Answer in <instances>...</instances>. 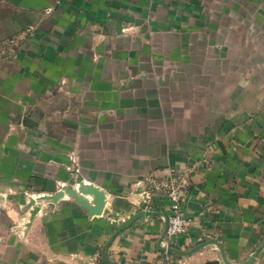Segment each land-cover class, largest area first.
I'll use <instances>...</instances> for the list:
<instances>
[{"label": "crops", "instance_id": "0c3cea01", "mask_svg": "<svg viewBox=\"0 0 264 264\" xmlns=\"http://www.w3.org/2000/svg\"><path fill=\"white\" fill-rule=\"evenodd\" d=\"M168 169L190 173L189 232L165 236L155 198L107 262ZM83 186L106 215L67 194L27 208ZM220 248L264 264V0H0V264H224Z\"/></svg>", "mask_w": 264, "mask_h": 264}, {"label": "built area", "instance_id": "2783aa9c", "mask_svg": "<svg viewBox=\"0 0 264 264\" xmlns=\"http://www.w3.org/2000/svg\"><path fill=\"white\" fill-rule=\"evenodd\" d=\"M34 31V27H29L9 39L6 45L20 46L23 41L33 35ZM190 188V173L182 170L168 169L163 177L152 174L142 181V195L146 206L150 205L155 198H161L167 202L169 209L167 237L169 238L175 235H186L189 232L191 221L184 215L183 207Z\"/></svg>", "mask_w": 264, "mask_h": 264}, {"label": "water", "instance_id": "95a60500", "mask_svg": "<svg viewBox=\"0 0 264 264\" xmlns=\"http://www.w3.org/2000/svg\"><path fill=\"white\" fill-rule=\"evenodd\" d=\"M66 194L73 196L92 216H104L107 214L104 210L105 205H106L105 193L103 191H101L100 189H98L96 187H92V186H83V188H79L78 190H75L73 188L64 187L56 195L40 196L38 198H32L30 200L27 208H30V207L34 206L35 204L41 205V203L45 202V201L50 202L52 204H55V203L59 202L61 199H63ZM80 194L92 195L94 197L93 204H91L88 200H86ZM141 208H142V210L140 212H138L136 215H134L130 219L124 221L121 225H119V224L115 225L116 231L113 234L109 243L105 246L104 251H103V256L107 262L111 263L107 257L106 251H107L108 247L110 246V244L112 243V241L116 238V236L118 234H120L122 231H124L127 227L132 225L135 221H137L141 218H146V217L153 215L152 212L145 210V208H146L145 203L142 204ZM167 231H168V221L166 223L165 236L167 235ZM202 247L203 246H198V247H196L190 251H187V252L178 251V250H175L172 248H168V251L176 253L180 256H186V255H190V254L200 250ZM221 252H222V259H223L224 264H232L228 260L226 254L224 253V251L222 249H221ZM258 252H259V250L257 252H255L249 260L242 262V263H239V264H253V262L255 261L257 255H258ZM216 263H219V262H216Z\"/></svg>", "mask_w": 264, "mask_h": 264}]
</instances>
